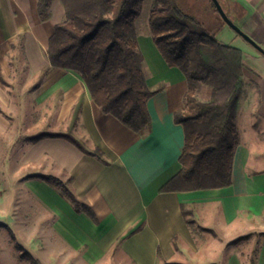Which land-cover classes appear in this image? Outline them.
Wrapping results in <instances>:
<instances>
[{"label":"crops","instance_id":"1","mask_svg":"<svg viewBox=\"0 0 264 264\" xmlns=\"http://www.w3.org/2000/svg\"><path fill=\"white\" fill-rule=\"evenodd\" d=\"M225 2L232 13L254 10V38L264 47V0ZM63 19L61 0L45 17L38 0H0L2 242L14 251L17 242L40 264H264V67L254 70L243 56L255 77L247 75L239 100L231 184L161 191L181 167L184 128L174 113L184 104V74L166 63L149 28L137 43L154 93L146 102L150 125L137 133L103 112L76 72L50 67L45 49ZM21 34L24 54L10 50ZM18 56L29 108L19 112L16 104L13 115L6 110L16 99L6 87ZM40 132L68 134L82 148L65 137L30 139ZM42 175L66 184L94 218Z\"/></svg>","mask_w":264,"mask_h":264},{"label":"trees","instance_id":"2","mask_svg":"<svg viewBox=\"0 0 264 264\" xmlns=\"http://www.w3.org/2000/svg\"><path fill=\"white\" fill-rule=\"evenodd\" d=\"M51 1L38 0L42 16H46ZM143 1L61 0L64 19L54 25L45 49L50 67L76 72L101 110L137 133L150 125L146 102L154 93L146 85L135 31V18ZM148 24L158 51L169 66L182 71L187 84L183 107L174 113L175 122L184 128L181 167L160 190L230 185L238 144L239 100L244 77H255L253 71L243 61L239 47L219 41L184 13L176 0H154ZM10 50L24 54L22 34L10 43ZM47 136L68 138L82 148L68 134L40 132L30 139ZM94 152L101 153L97 147ZM40 177L57 186L77 210L94 218L93 210L79 202L66 184L51 175ZM15 247L28 264H40L17 242Z\"/></svg>","mask_w":264,"mask_h":264},{"label":"rangeland","instance_id":"3","mask_svg":"<svg viewBox=\"0 0 264 264\" xmlns=\"http://www.w3.org/2000/svg\"><path fill=\"white\" fill-rule=\"evenodd\" d=\"M153 1L154 0H144L140 7L139 14L135 18L136 38L139 44H141V40H143L145 35L149 34L148 18ZM176 1L184 13L199 21L203 27L209 33L214 35L219 41L239 47L243 52V56L245 57V62L247 65L252 67L254 70H259L260 67H264V55L222 20L218 12L214 11L210 0ZM219 1L229 18L241 30H243L255 40L254 37H256V32H253V30H255L256 25L254 22L255 20L251 17V13L254 12V10L250 6L244 5V10L238 9V12L234 11V13H232L226 8L225 0ZM139 46L140 51H144L145 48L141 45ZM11 66L15 67L16 69L11 70V76L7 78L9 85H7L6 88L9 91V94L16 100H11L9 108H7L6 111L14 115V108L17 107V105L20 108L19 112H26V110L29 108V103L24 102V99H27L29 96V84L24 79V71L26 66L22 56H18L16 60L13 61ZM250 83L251 80L245 76L244 88L240 97L242 100H244V96L246 94L245 92L248 91ZM20 98L23 100H19ZM19 103H22L21 107ZM5 236L7 237V235ZM7 243L8 244L6 245V243L2 242V239L0 238V257L8 258L9 264H28L25 259H22L19 256L20 253L18 249L14 251L12 245L9 244L10 241L7 240ZM23 250L28 252L27 249L25 250L23 248Z\"/></svg>","mask_w":264,"mask_h":264},{"label":"water","instance_id":"4","mask_svg":"<svg viewBox=\"0 0 264 264\" xmlns=\"http://www.w3.org/2000/svg\"><path fill=\"white\" fill-rule=\"evenodd\" d=\"M215 5V8L218 14L221 16L222 20L228 24L231 28H233L239 35L245 38L248 42H250L254 47H256L263 55H264V48L257 43L253 38H251L247 33L241 30L227 15L224 8L222 7L219 0H211Z\"/></svg>","mask_w":264,"mask_h":264}]
</instances>
